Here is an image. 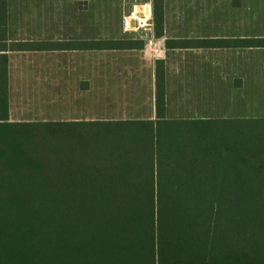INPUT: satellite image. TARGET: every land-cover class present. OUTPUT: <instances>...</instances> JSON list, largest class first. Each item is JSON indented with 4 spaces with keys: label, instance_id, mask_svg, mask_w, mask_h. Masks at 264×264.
Here are the masks:
<instances>
[{
    "label": "trees",
    "instance_id": "16d2710c",
    "mask_svg": "<svg viewBox=\"0 0 264 264\" xmlns=\"http://www.w3.org/2000/svg\"><path fill=\"white\" fill-rule=\"evenodd\" d=\"M156 75V120L14 123L1 60L0 264H264V119H167Z\"/></svg>",
    "mask_w": 264,
    "mask_h": 264
},
{
    "label": "crops",
    "instance_id": "0c3cea01",
    "mask_svg": "<svg viewBox=\"0 0 264 264\" xmlns=\"http://www.w3.org/2000/svg\"><path fill=\"white\" fill-rule=\"evenodd\" d=\"M107 1L92 0L94 15L84 19L73 1L6 0L0 62L8 122L156 120L157 61L165 118L264 119V0H163L160 35L154 0ZM137 5H148L149 15L128 26L123 18ZM187 39L207 43L166 44ZM103 41L139 44L103 48Z\"/></svg>",
    "mask_w": 264,
    "mask_h": 264
},
{
    "label": "rangeland",
    "instance_id": "374dc122",
    "mask_svg": "<svg viewBox=\"0 0 264 264\" xmlns=\"http://www.w3.org/2000/svg\"><path fill=\"white\" fill-rule=\"evenodd\" d=\"M68 1H73L72 3H75L77 6H78V8L80 9V10H82V12H83V18L84 19H91L92 18V15H94V9H92V3H91V1L92 0H68ZM102 2H105L106 4H107V0H101ZM119 2H121V3H125V2H127L128 0H118ZM245 1H248V0H245ZM69 4H70V2H68ZM70 6V5H69ZM142 9H140V5H137L136 6V10L134 11V14H133V16L131 15V12L129 13V14H127L124 18H123V20L124 21H126V19H128V23H130V18H139V17H143V18H145V16H148L149 15V7H148V5H145V6H143V7H141ZM246 14L247 13H249L250 14V8L249 9H244L243 10ZM101 13H103L104 14V16L105 15H107V17H110V16H116V13H117V9H115V8H110V9H103V8H101ZM142 13H144V15L142 14ZM143 15V16H142ZM152 14H150V18L152 17L151 16ZM129 16H132V17H129ZM129 17V18H128ZM143 18H139V21L141 22V21H143L144 19ZM135 19V20H136ZM135 22H137V20L135 21ZM143 23V22H142ZM133 23H130L128 26H131ZM139 23H137V25H138ZM144 24V23H143ZM194 60L193 61H190L189 63H197L196 62V57L194 56V58H193ZM218 59V58H217ZM218 63H219V59H218Z\"/></svg>",
    "mask_w": 264,
    "mask_h": 264
},
{
    "label": "built area",
    "instance_id": "2783aa9c",
    "mask_svg": "<svg viewBox=\"0 0 264 264\" xmlns=\"http://www.w3.org/2000/svg\"><path fill=\"white\" fill-rule=\"evenodd\" d=\"M136 20H137V23H140V21H139V19H138V18H137Z\"/></svg>",
    "mask_w": 264,
    "mask_h": 264
}]
</instances>
